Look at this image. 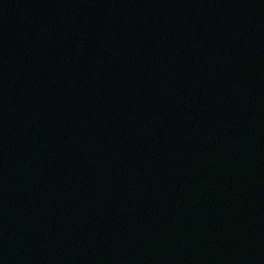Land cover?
<instances>
[{
    "label": "water",
    "instance_id": "water-1",
    "mask_svg": "<svg viewBox=\"0 0 264 264\" xmlns=\"http://www.w3.org/2000/svg\"><path fill=\"white\" fill-rule=\"evenodd\" d=\"M220 75L264 163V0H174Z\"/></svg>",
    "mask_w": 264,
    "mask_h": 264
}]
</instances>
